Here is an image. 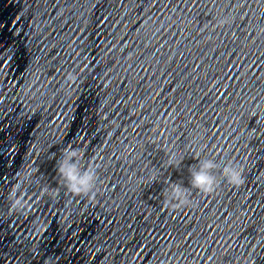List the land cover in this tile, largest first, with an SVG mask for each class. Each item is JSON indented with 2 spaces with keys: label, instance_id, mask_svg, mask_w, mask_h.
Here are the masks:
<instances>
[{
  "label": "clouds",
  "instance_id": "clouds-1",
  "mask_svg": "<svg viewBox=\"0 0 264 264\" xmlns=\"http://www.w3.org/2000/svg\"><path fill=\"white\" fill-rule=\"evenodd\" d=\"M224 18L219 21L220 24L228 23ZM84 152L79 147L72 144L67 145L61 152L57 160L56 170L64 181L65 188L75 195H89L93 193L96 182L98 169L94 164L88 166L82 165ZM182 161V160H181ZM172 163L171 158L169 166L178 167L181 163ZM198 163L190 167V187H185L180 182L166 181L167 187L163 189V206L172 209L188 207L191 205L190 193L196 190L202 194H212L216 191L219 182L216 176V169L220 166L215 159H198ZM36 169L28 168L19 175L22 179L9 193V200L13 210L23 209L25 207L24 197L18 195L20 187L31 180ZM222 177L233 186H240L245 182L243 168L234 162H228L220 168ZM156 181L155 178L151 182Z\"/></svg>",
  "mask_w": 264,
  "mask_h": 264
}]
</instances>
